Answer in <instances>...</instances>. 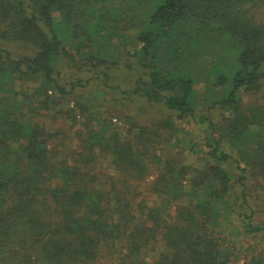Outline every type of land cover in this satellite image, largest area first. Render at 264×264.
Wrapping results in <instances>:
<instances>
[{
    "label": "trees",
    "instance_id": "obj_1",
    "mask_svg": "<svg viewBox=\"0 0 264 264\" xmlns=\"http://www.w3.org/2000/svg\"><path fill=\"white\" fill-rule=\"evenodd\" d=\"M0 264H264V0H0Z\"/></svg>",
    "mask_w": 264,
    "mask_h": 264
},
{
    "label": "rangeland",
    "instance_id": "obj_2",
    "mask_svg": "<svg viewBox=\"0 0 264 264\" xmlns=\"http://www.w3.org/2000/svg\"><path fill=\"white\" fill-rule=\"evenodd\" d=\"M216 54L212 55L209 57V59L206 61L207 64H210V62H212L215 59ZM197 69V68H196ZM199 71V69H197ZM72 73H70L69 71H65L64 73V77H70ZM200 90H203V84H199L198 85ZM99 106V103L96 104ZM127 108L125 106H123L122 108H118L115 109L116 113L119 114V116H123L125 115V113L127 114H131V115H135L139 118L142 119H147V118H156L162 115H167V110L166 107L161 105V104H156V103H151L148 102L146 99L144 98H140V97H134L133 100L131 102L127 103ZM114 111V112H115ZM119 122V121H118ZM196 128V127H194ZM197 129V128H196ZM181 139L185 142L186 139L183 137H181ZM187 161L192 163V164H202V160H200L197 155L195 153L189 152L187 151Z\"/></svg>",
    "mask_w": 264,
    "mask_h": 264
}]
</instances>
